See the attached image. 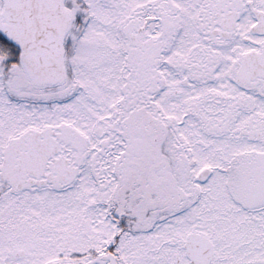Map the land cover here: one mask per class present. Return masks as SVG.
Listing matches in <instances>:
<instances>
[{
    "label": "snow or ice",
    "instance_id": "obj_1",
    "mask_svg": "<svg viewBox=\"0 0 264 264\" xmlns=\"http://www.w3.org/2000/svg\"><path fill=\"white\" fill-rule=\"evenodd\" d=\"M0 264H264V0H0Z\"/></svg>",
    "mask_w": 264,
    "mask_h": 264
}]
</instances>
